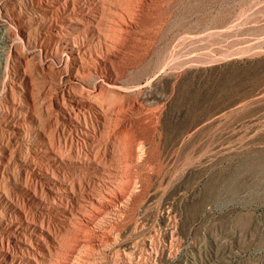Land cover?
Returning a JSON list of instances; mask_svg holds the SVG:
<instances>
[{
	"label": "rangeland",
	"instance_id": "obj_1",
	"mask_svg": "<svg viewBox=\"0 0 264 264\" xmlns=\"http://www.w3.org/2000/svg\"><path fill=\"white\" fill-rule=\"evenodd\" d=\"M43 1L41 20L38 0H0V212L53 234L43 264H264V0ZM109 6L137 11L112 66L65 65L49 21L92 44L86 22ZM75 120L89 128L81 149ZM132 145L136 190L92 232L81 203L122 192Z\"/></svg>",
	"mask_w": 264,
	"mask_h": 264
},
{
	"label": "bare ground",
	"instance_id": "obj_2",
	"mask_svg": "<svg viewBox=\"0 0 264 264\" xmlns=\"http://www.w3.org/2000/svg\"><path fill=\"white\" fill-rule=\"evenodd\" d=\"M37 3L38 4L41 3L39 4V8L41 12L38 13L39 17H36L35 19L40 18L41 20H43L44 18H48L46 17L47 14H45V12L47 10H50L51 12L53 9V6L51 4L44 3L43 0H38ZM62 3H65V1H62ZM121 5L120 6L118 5V6L121 7ZM119 7L113 6L112 8L109 6V8L111 9V12L107 10L108 15L105 17L107 18L105 20H103L102 18V16L104 15V11H103V15L101 12L100 17H99V13L97 15L93 14L90 17V20H87L85 27L87 28V30H89V33L91 34L90 36L92 37V41L96 40V43H92V44L84 43V41L78 36H76L75 34H69V33L59 34L58 29L59 28L62 29L63 28L62 26L65 23H63L62 25L61 24L58 25L56 22H53L54 24H51V22L49 21L48 31L50 32V29H53L54 32H50V33H53L55 37V42L57 41V47H60L63 50V53L65 55V65H67L68 61H71L72 63H76L77 61L82 62V61H85L87 58H90L96 66L110 67V65L112 64L113 58L117 57L118 52L116 51L121 47L122 38L125 37L126 39V36H128L129 33L131 32V28L136 23L134 22L135 17L137 15V11L135 10L136 7L134 8V10H131L132 12H128V10L124 11L123 9ZM122 7H126V6L123 5ZM96 18L98 19L96 20ZM76 21L78 22L77 19ZM93 22H94V25H93ZM103 24L111 26L112 28L109 27V30L112 29L113 33L116 32L115 34L118 35V38L120 37L121 38L116 42H112V43L107 42L106 34L108 35V33L106 32V34L104 35L103 34L104 31L102 32V29H101V25ZM39 66L40 65L38 64V67ZM47 66H48V61H47ZM63 93H64V89H61V94ZM70 101L72 102L71 104H69V107L66 106L65 108H67L68 111L69 110L73 111L79 103V98L78 99L70 98ZM26 111L27 110L21 111L22 114L24 113L22 116L24 125L26 124V118H25ZM31 124H34V123H31ZM73 125L75 126V128L72 131L71 138L74 140L75 146H78L79 149H81L82 145L86 142V139L89 133V128L87 126L82 127L80 125L79 120H75V123ZM34 133H36L39 137L43 135L40 133V131L39 132L34 131ZM128 137H126L127 141H128ZM134 143L136 144V142ZM127 147H128V144H127ZM46 157H48L49 159L53 161L56 160V155L53 152H51L50 154H46ZM138 157H140V152L134 145H132V147L130 148V151L126 155L124 154L118 157L119 163L122 164V170H119V173H118L119 178L115 182L117 187L114 185L112 186L114 188H121L122 192L119 190L117 193H115V191L112 189L111 190H99L96 193V195L88 196L89 204L81 203V207L79 211L80 215L77 216V218L85 224L84 227H86L88 230L92 232H98V231L101 232L103 228L102 225L99 224V220L101 219V216L106 212L113 211L114 208L117 207V205H115L116 201H119V204L120 203L124 204V202L127 201V199L130 197L131 193L134 190H136L135 188H136V185H138V183L137 184L134 183L135 181L132 180L134 177L130 178L131 173L129 172V170H126L125 167L129 168L130 167L129 164L133 165V163L138 162V159H139ZM41 165H43V163H41ZM36 180L39 182V184H43V182H46V181H50V183H52L53 180H57V179H55L54 177L48 174H42L39 177L37 176ZM56 188L57 186H53V187L48 186V190H49L48 192H50V194L54 193L56 191L55 190ZM60 188L64 190L65 193L67 194L68 192L72 191V187L71 186L67 187L66 183L64 182L61 184ZM58 196H61V195H58ZM84 196L85 195H82L81 198L84 199ZM112 199H114V202L112 201ZM8 207L9 208L6 212H0V255H2V258H3V264H43L42 254L44 253L45 250L48 249L50 242L54 240L53 234L49 230L40 227V228L34 229V231H32V234L28 235L27 232L24 231L25 226L23 225L22 222H17L15 220L14 221L12 220V209L10 205H8ZM90 207L92 208V211L95 214H98L99 217H95L94 215L91 214ZM13 210H16V209L14 208ZM96 219L98 220V222L96 221ZM89 243H92V241H88L87 239H85V241L80 244L81 246H84L83 249L85 247L88 249V252L86 251L85 253H83V255L89 254ZM71 250L73 252H77V255H81L78 248L74 247ZM88 257L90 256L88 255ZM94 262L95 261H93L92 264Z\"/></svg>",
	"mask_w": 264,
	"mask_h": 264
}]
</instances>
